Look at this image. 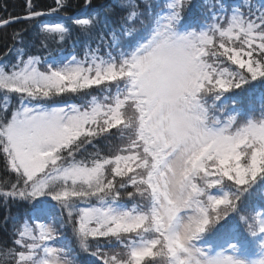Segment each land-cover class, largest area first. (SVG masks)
<instances>
[{
    "label": "snow or ice",
    "instance_id": "1",
    "mask_svg": "<svg viewBox=\"0 0 264 264\" xmlns=\"http://www.w3.org/2000/svg\"><path fill=\"white\" fill-rule=\"evenodd\" d=\"M73 7L0 16V264H264V0Z\"/></svg>",
    "mask_w": 264,
    "mask_h": 264
},
{
    "label": "trees",
    "instance_id": "2",
    "mask_svg": "<svg viewBox=\"0 0 264 264\" xmlns=\"http://www.w3.org/2000/svg\"><path fill=\"white\" fill-rule=\"evenodd\" d=\"M54 2L55 0H32V3L34 5L38 6L41 10H45V11H47L49 6H53ZM72 3L74 5L72 9V13L78 12L79 9L76 7V5L81 3V0H72ZM25 11H26V0H0V16L23 15ZM52 19L60 20L61 18L57 16H53ZM14 27H21V25H15ZM11 31H12L11 28L8 29V34H10ZM8 34L0 31V50L3 49V46L8 39ZM71 51L72 49L70 47L65 50L66 54ZM96 94L99 95V93ZM70 102L78 103L79 101L76 99H72L70 100Z\"/></svg>",
    "mask_w": 264,
    "mask_h": 264
},
{
    "label": "rangeland",
    "instance_id": "3",
    "mask_svg": "<svg viewBox=\"0 0 264 264\" xmlns=\"http://www.w3.org/2000/svg\"><path fill=\"white\" fill-rule=\"evenodd\" d=\"M72 103H75V102H72Z\"/></svg>",
    "mask_w": 264,
    "mask_h": 264
}]
</instances>
